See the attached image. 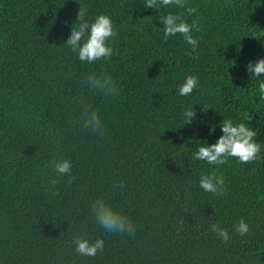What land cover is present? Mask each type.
<instances>
[{
    "label": "trees",
    "instance_id": "1",
    "mask_svg": "<svg viewBox=\"0 0 264 264\" xmlns=\"http://www.w3.org/2000/svg\"><path fill=\"white\" fill-rule=\"evenodd\" d=\"M146 2L0 0V264H264V74L247 70L264 59V0ZM80 5L90 23L112 19L110 60L82 62L65 44ZM169 12L200 29L195 48L180 34L165 39L160 18ZM90 75L111 76L119 95L97 92ZM189 75L199 85L181 96ZM85 107L99 113L104 135L83 128ZM224 119L257 131L258 160L194 159L223 135ZM54 160H70L71 173L59 175ZM212 171L225 179L222 195L200 187ZM98 199L128 217L134 234L103 229L92 212ZM77 237L103 239V252L78 254Z\"/></svg>",
    "mask_w": 264,
    "mask_h": 264
},
{
    "label": "clouds",
    "instance_id": "2",
    "mask_svg": "<svg viewBox=\"0 0 264 264\" xmlns=\"http://www.w3.org/2000/svg\"><path fill=\"white\" fill-rule=\"evenodd\" d=\"M159 4L164 7L175 5L178 8L186 7V0H159ZM158 0H147L144 3L145 8L157 9ZM188 14L197 12L196 7L188 6L186 8ZM88 9L82 7L78 12V27H72L71 35L66 41L72 52L78 53V58L82 62L93 63L101 59L110 60L114 54V49L110 46L111 38L117 36V31L112 19L101 14L95 18L94 22H89L86 19ZM164 24V37L167 39L170 36L180 34L184 40L195 48L197 40L193 38L192 30L200 29L193 23H187L182 15L169 12L167 15L160 18ZM249 73L253 77H261L264 74V59L257 62L249 63L247 66ZM87 83L92 86L97 92L106 96H118V87L111 76L97 77L90 75L87 77ZM199 85V78L194 75H189L184 83L179 88V95H191L193 90ZM259 94L264 99V82L259 84ZM182 116L185 124L190 123L196 118L194 109H186L182 111ZM83 128L87 131L104 135L101 125L99 113L96 110H89L85 107L83 114ZM223 135L216 143L206 146H200L198 151L194 153V159L206 161L209 165H224L229 162L230 158H236L240 163H251L260 158L261 144L257 142V131L253 130L245 123L234 124L231 119H224L220 125ZM215 132V127L210 129V133ZM56 172L59 175L70 174L72 164L70 160L60 162L53 161ZM73 178L70 176V182ZM50 183L55 186L58 180L52 179ZM200 187L205 191L214 195H222L225 191V179L217 171H212L209 174L201 175ZM122 188V186H121ZM92 212L95 215L96 222L108 232L113 233H131L134 234L132 221L126 217L116 207L106 202L103 199H98L92 205ZM211 231L217 234L224 243H227L231 237L225 228H221L219 223H214L210 226ZM236 232L240 236L249 233L250 226L243 218L235 227ZM73 244L76 246L75 251L82 256L95 257L98 252L104 250V240L96 239L94 242L87 238L77 237L73 239Z\"/></svg>",
    "mask_w": 264,
    "mask_h": 264
}]
</instances>
